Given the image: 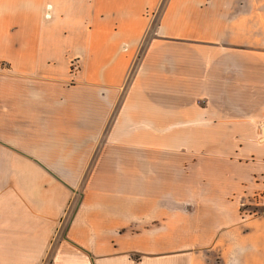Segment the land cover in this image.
<instances>
[{"label": "crops", "instance_id": "crops-1", "mask_svg": "<svg viewBox=\"0 0 264 264\" xmlns=\"http://www.w3.org/2000/svg\"><path fill=\"white\" fill-rule=\"evenodd\" d=\"M263 13L0 0V264H264Z\"/></svg>", "mask_w": 264, "mask_h": 264}, {"label": "rangeland", "instance_id": "rangeland-1", "mask_svg": "<svg viewBox=\"0 0 264 264\" xmlns=\"http://www.w3.org/2000/svg\"><path fill=\"white\" fill-rule=\"evenodd\" d=\"M244 2L252 9V11H258V12H264V0H244ZM263 18H264V13L262 14ZM264 21V20H263ZM261 27V26H260ZM258 29V33H259ZM264 33V30H260V34ZM251 214H259V208L258 207H254V206H250L249 209Z\"/></svg>", "mask_w": 264, "mask_h": 264}]
</instances>
